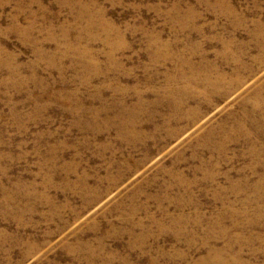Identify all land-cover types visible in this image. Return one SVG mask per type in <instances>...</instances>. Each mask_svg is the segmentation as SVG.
<instances>
[{"label": "rangeland", "instance_id": "1", "mask_svg": "<svg viewBox=\"0 0 264 264\" xmlns=\"http://www.w3.org/2000/svg\"><path fill=\"white\" fill-rule=\"evenodd\" d=\"M0 264H264V0H0Z\"/></svg>", "mask_w": 264, "mask_h": 264}]
</instances>
